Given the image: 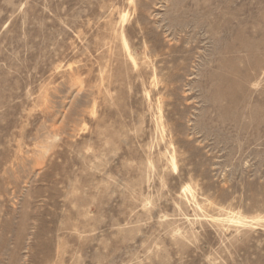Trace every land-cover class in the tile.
I'll return each mask as SVG.
<instances>
[{
    "label": "rangeland",
    "instance_id": "374dc122",
    "mask_svg": "<svg viewBox=\"0 0 264 264\" xmlns=\"http://www.w3.org/2000/svg\"><path fill=\"white\" fill-rule=\"evenodd\" d=\"M0 264H264V0H0Z\"/></svg>",
    "mask_w": 264,
    "mask_h": 264
},
{
    "label": "bare ground",
    "instance_id": "6f19581e",
    "mask_svg": "<svg viewBox=\"0 0 264 264\" xmlns=\"http://www.w3.org/2000/svg\"><path fill=\"white\" fill-rule=\"evenodd\" d=\"M171 38V37H170Z\"/></svg>",
    "mask_w": 264,
    "mask_h": 264
}]
</instances>
